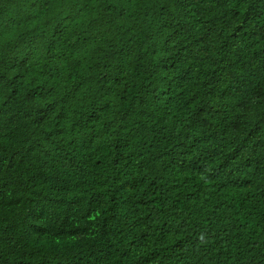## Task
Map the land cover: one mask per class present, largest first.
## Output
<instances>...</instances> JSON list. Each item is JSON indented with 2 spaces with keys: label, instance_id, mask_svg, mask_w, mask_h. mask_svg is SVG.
Segmentation results:
<instances>
[{
  "label": "trees",
  "instance_id": "obj_1",
  "mask_svg": "<svg viewBox=\"0 0 264 264\" xmlns=\"http://www.w3.org/2000/svg\"><path fill=\"white\" fill-rule=\"evenodd\" d=\"M0 264H264V0H0Z\"/></svg>",
  "mask_w": 264,
  "mask_h": 264
},
{
  "label": "rangeland",
  "instance_id": "obj_2",
  "mask_svg": "<svg viewBox=\"0 0 264 264\" xmlns=\"http://www.w3.org/2000/svg\"><path fill=\"white\" fill-rule=\"evenodd\" d=\"M251 60H253V59H251ZM248 61H250V60H248ZM258 66V64L256 63V62H252V63H250V67L251 68H255V67H257Z\"/></svg>",
  "mask_w": 264,
  "mask_h": 264
}]
</instances>
